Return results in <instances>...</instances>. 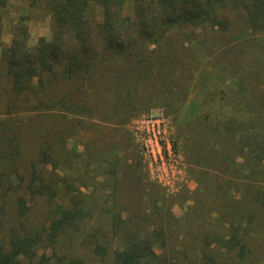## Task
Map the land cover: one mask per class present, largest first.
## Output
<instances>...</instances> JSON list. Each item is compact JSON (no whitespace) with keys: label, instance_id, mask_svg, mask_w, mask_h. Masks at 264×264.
Here are the masks:
<instances>
[{"label":"trees","instance_id":"1","mask_svg":"<svg viewBox=\"0 0 264 264\" xmlns=\"http://www.w3.org/2000/svg\"><path fill=\"white\" fill-rule=\"evenodd\" d=\"M9 1L0 0V12ZM39 1L46 4L53 18L51 41L42 37L31 47L27 25H17L11 43L5 45L0 24V65L17 95L54 93L53 85L60 77L62 93L48 100L39 98L33 110L59 107L92 117L88 104L95 89L101 86L107 93L112 84L115 92L123 90L128 104L133 105L130 95L138 88L145 94L154 82L159 91L162 83L157 78H141V73L147 77L157 71L159 78L169 81L177 73H186L188 80L179 87L181 93L171 95L178 106V99L184 101L196 89L210 97L204 102L208 111L192 123L194 127L204 126L208 142L205 147L198 144L192 153L190 171L198 188L191 192L192 203L184 216L177 218L170 212L166 225L153 233L162 252H156L148 235L136 234L135 230L120 241L114 227L113 240L119 245L108 244L95 230L90 235L92 253L102 259L111 254L112 264H248L253 235L264 238V226H259L264 224V96L256 93H264V78L258 86L248 83L243 76L245 70L239 73L224 59L238 40H249L250 48L257 51L251 54L253 67L260 68L264 0H32L31 7ZM236 15L245 23L239 36L234 35L232 23ZM196 31L215 40L198 41ZM202 55L207 56L205 62L200 60ZM95 72L99 76L93 75ZM108 79L111 81L106 86ZM6 129L5 122H0V187L4 182L3 152L11 146L18 150L17 143L4 137ZM39 161L57 163L49 149L41 151ZM30 181L27 189L32 194L52 190L36 169ZM244 187L255 203L251 206L248 202L249 208L246 197L236 198ZM71 201L73 206L62 208L61 217L52 222V238L75 230L89 216L83 199L75 197ZM27 209L21 197L20 214ZM171 237L178 239L176 246L166 243ZM44 239L42 233L11 232L8 244H0V264H87L82 258L56 252L39 255Z\"/></svg>","mask_w":264,"mask_h":264},{"label":"rangeland","instance_id":"2","mask_svg":"<svg viewBox=\"0 0 264 264\" xmlns=\"http://www.w3.org/2000/svg\"><path fill=\"white\" fill-rule=\"evenodd\" d=\"M31 2L32 0H10L0 12L2 40L5 45L11 43L13 30L17 25H27L31 47L42 37L48 41L53 39V18L48 7L41 1L37 6L31 7ZM236 16L231 18L234 35L239 36L245 23L242 16ZM196 33L198 41L208 38L215 40V37L205 35L202 31ZM225 39L233 41L229 36H225ZM250 46L249 40H238L225 55L224 62L227 66L234 65L239 73L245 70L243 76L247 82L258 86L264 78V54L259 58L260 68H254L251 54L256 55L257 51ZM200 58L203 62L207 60L205 55ZM243 59L245 63H242ZM160 73L165 75L164 70H160ZM141 74V78L146 81L157 78L162 83L158 87L162 92L156 90L158 85L153 82L145 94L138 88L130 95L134 103L129 105L127 94L123 90L121 93L115 92L117 90L114 84L107 93H103L102 87L98 86L88 104L94 115L86 117L66 112L59 107L33 110L32 107L39 98L48 100L62 93L60 77L53 85L54 93L45 91L38 96L29 92L17 95L4 67L0 65V122H5L7 126L4 137H10L18 146V150L11 146L3 152L0 244H8L11 232L42 233L45 239L39 244V255L45 253L50 256L56 252L60 256L82 258L87 264H112L111 254L102 259L92 253L89 246L90 235L98 230L102 240L118 246V241L113 240L112 231L117 227L120 241H125L129 231L135 230L136 234L148 235L156 252H162L159 238L153 233L157 227L166 225L170 212L177 218L183 217L192 203L191 192L198 188V182L190 171L192 153L197 150L198 144L205 147L208 142L204 126L194 127L192 123L208 111L209 107L204 102L210 97L204 91L196 89L184 101L178 99L181 102L178 106L173 102L174 96L180 94L179 87L186 84V73H177L172 81L161 79L163 76L159 78L158 71L147 77L145 72ZM93 75L99 76L97 72ZM110 81L106 80V86H109ZM173 93L174 96L171 97ZM256 93L264 96V93ZM159 108L170 118L171 138L180 160L178 170L166 183L150 176L131 131L135 119L143 117L151 109ZM43 149L52 151L57 163H41L39 157ZM115 161L117 166L114 165ZM238 161L242 162L241 159ZM54 164L58 165L55 167ZM35 169L39 172L40 179L52 188L51 192L32 194L27 189ZM244 190L245 187L237 193L236 198L246 197V208H249L248 202L251 206L255 203L251 200L250 192ZM21 197L25 198L28 206L25 214H20L19 210ZM75 197L83 199L89 216L75 230L68 229L52 238V222L61 217L62 208L73 206L71 200ZM166 243L176 246L178 239L171 237L166 239ZM251 248L252 254L247 263L264 264V238L253 235Z\"/></svg>","mask_w":264,"mask_h":264},{"label":"built area","instance_id":"3","mask_svg":"<svg viewBox=\"0 0 264 264\" xmlns=\"http://www.w3.org/2000/svg\"><path fill=\"white\" fill-rule=\"evenodd\" d=\"M131 131L150 176L166 183L180 165L179 154L171 138L170 118L160 108L151 109L132 122Z\"/></svg>","mask_w":264,"mask_h":264}]
</instances>
